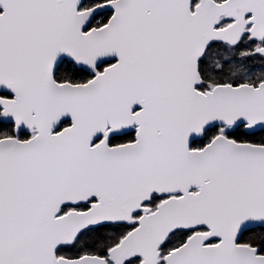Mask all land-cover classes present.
Returning a JSON list of instances; mask_svg holds the SVG:
<instances>
[{
    "label": "snow or ice",
    "instance_id": "obj_1",
    "mask_svg": "<svg viewBox=\"0 0 264 264\" xmlns=\"http://www.w3.org/2000/svg\"><path fill=\"white\" fill-rule=\"evenodd\" d=\"M0 264H264V0H0Z\"/></svg>",
    "mask_w": 264,
    "mask_h": 264
}]
</instances>
